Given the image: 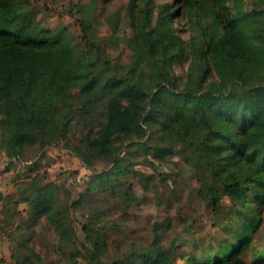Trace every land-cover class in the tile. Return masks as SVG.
Wrapping results in <instances>:
<instances>
[{"label":"rangeland","instance_id":"374dc122","mask_svg":"<svg viewBox=\"0 0 264 264\" xmlns=\"http://www.w3.org/2000/svg\"><path fill=\"white\" fill-rule=\"evenodd\" d=\"M12 1L41 27H66L78 45L86 39L99 43V48H92L90 61L104 52L118 70L124 71L136 54L166 69L179 92L187 86L190 69L202 63L199 46L203 44V34L196 24L194 9L181 7L180 0H148L149 24L144 26L135 8L127 10L130 0ZM237 1L264 20V0ZM228 3L234 5V1ZM241 60L236 58V62ZM150 72L144 69L146 78ZM243 75L250 82L260 77L264 83V67L246 63ZM203 79L206 87L220 83L211 66ZM76 93L71 89L68 100L75 114L63 136L43 146L26 145L20 156L7 158L0 152V219L6 222L0 228L10 234L11 254L0 257V264H22L24 255L26 264H87V257L101 242L104 247L99 248L98 258L103 262L119 258L130 249L150 246L170 253L172 264H191L197 258L203 262L220 254L229 235L244 227V216L262 219L251 240L238 251L251 259L264 244L259 191H249L244 203L232 201L223 192V183L232 180L261 189L263 174L258 164L244 161L241 153L233 156L235 150L243 149L239 138L222 139L223 162L215 166L212 174H202L201 144L189 143L175 134L165 135L154 123L140 139L145 146L129 140L121 142L115 134L117 161L106 154H91V163L87 164L78 154L85 149L82 141L89 127H99L102 108L99 104L84 108ZM174 116L169 111L171 122ZM105 170L117 179L113 190L109 182L99 188L91 182L94 174ZM44 184L60 187L56 199H82L70 208L75 235L69 245H60L58 235L43 215L33 219L27 212V199ZM208 184L220 202L217 209L208 201ZM124 190L132 193V201L122 202Z\"/></svg>","mask_w":264,"mask_h":264},{"label":"trees","instance_id":"16d2710c","mask_svg":"<svg viewBox=\"0 0 264 264\" xmlns=\"http://www.w3.org/2000/svg\"><path fill=\"white\" fill-rule=\"evenodd\" d=\"M228 1H234V5ZM147 5L148 0L127 3V10L135 8L143 26L149 24ZM179 5L194 9L203 34L199 46L202 63L190 69L187 86L180 92L162 66L136 54L124 71L118 70L104 52L90 61L92 48H99V43L86 39L78 45L66 27H41L16 2L0 0V152L7 158L20 156L26 145L43 146L63 136L75 114L68 99L71 89H76L84 108L92 109L96 104L102 108L99 127H89L82 141L85 149L78 155L85 163H91V154H106L116 162L118 147L113 142L119 136L121 142L129 140L145 146L140 139L154 123L165 135L175 134L189 143L201 144L202 174H212L223 162L222 139L237 137L243 149L235 150L233 156L241 153L244 161L258 164L263 174L261 189L232 180L223 183V192L232 201L244 203L249 191H259L264 213V83L260 77L250 82L243 75L246 63L264 67V20L237 0H180ZM146 33L151 38L150 29ZM210 66L220 83L206 87L203 77ZM145 68L151 70L147 78ZM169 111L175 115L172 122ZM115 134L117 137H113ZM91 182L98 188L109 182L112 190L117 185V179L106 170L94 174ZM206 189L209 203L217 209L220 202L215 190L209 184ZM59 190L49 184L38 187L27 199V212L33 219L43 215L60 245H69L75 235L70 208L82 199H56ZM120 197L124 203L132 201L129 190ZM244 219V227L229 235L220 254L203 262L193 259L191 264H264V244L251 259L238 253L262 221L260 217ZM20 236L25 237L23 232ZM103 247L101 242L87 257V264H172L170 253L155 246L130 249L119 258L103 262L98 258ZM25 259L26 255L20 263L26 264Z\"/></svg>","mask_w":264,"mask_h":264},{"label":"crops","instance_id":"0c3cea01","mask_svg":"<svg viewBox=\"0 0 264 264\" xmlns=\"http://www.w3.org/2000/svg\"><path fill=\"white\" fill-rule=\"evenodd\" d=\"M5 224H6V222L4 220L0 219V226H3ZM7 226H9V224ZM1 229L2 228H0V257L7 258V257H9L11 255L10 251H9V247H8V241H9L8 240L9 239L8 235H10V234L9 233H5Z\"/></svg>","mask_w":264,"mask_h":264}]
</instances>
